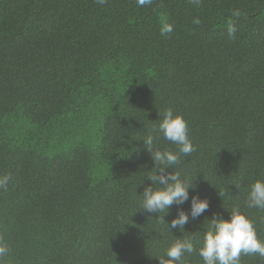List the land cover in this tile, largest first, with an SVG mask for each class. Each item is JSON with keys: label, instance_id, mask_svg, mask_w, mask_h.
<instances>
[{"label": "trees", "instance_id": "16d2710c", "mask_svg": "<svg viewBox=\"0 0 264 264\" xmlns=\"http://www.w3.org/2000/svg\"><path fill=\"white\" fill-rule=\"evenodd\" d=\"M169 108L195 146L175 166L193 186L181 207L209 201L184 230L168 227L175 204L165 221L139 207L155 187L143 138ZM154 147L179 149L162 135ZM3 175L0 264H159L178 239L198 249L234 207L264 239V210L246 203L264 180V0H0Z\"/></svg>", "mask_w": 264, "mask_h": 264}, {"label": "clouds", "instance_id": "9594fccd", "mask_svg": "<svg viewBox=\"0 0 264 264\" xmlns=\"http://www.w3.org/2000/svg\"><path fill=\"white\" fill-rule=\"evenodd\" d=\"M99 4L106 3V0H96ZM198 3L199 0H192ZM136 3L143 7L151 4L152 0H136ZM235 17L241 15L240 11L233 12ZM199 23V21H195ZM173 31L170 23H164L161 27V35H167ZM229 35L234 32L231 23L228 27ZM156 135L149 134L143 138L144 146L150 153L154 172H149L146 176L155 187L147 186L142 192V202L140 208L147 213L163 212L160 217L165 221L164 216L168 214L170 208L177 206V215L171 220L168 227L184 230V225L189 218H197L205 213L209 208V201L200 198L198 195L191 197L190 210L185 211L181 206L189 200V189L193 186L181 179L180 173L175 170L179 164L181 154L185 157L195 151V146L188 135V123L181 114H174L172 109H167L160 120L158 128L154 129ZM162 135L164 140L178 145V152L171 150H159L154 147V141ZM169 166L174 167L173 172H167ZM157 169H159L157 171ZM9 175L0 176V189L7 190ZM160 185L162 187H156ZM221 197L222 194L218 193ZM247 207L249 209L264 210V180H256L252 183L247 193ZM156 216V217H157ZM207 229L204 231L202 245L197 249L193 239L186 237L178 239L165 250L163 256H157L159 264H183L185 254L197 252L204 264H240L242 255L264 258V239L257 235V230L253 221L238 207L230 211V218L213 217L209 220ZM7 245L0 243V261L8 255Z\"/></svg>", "mask_w": 264, "mask_h": 264}]
</instances>
